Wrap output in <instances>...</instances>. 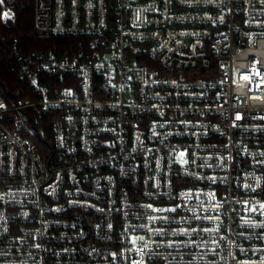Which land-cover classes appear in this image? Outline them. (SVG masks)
<instances>
[{"label":"built area","instance_id":"obj_1","mask_svg":"<svg viewBox=\"0 0 264 264\" xmlns=\"http://www.w3.org/2000/svg\"><path fill=\"white\" fill-rule=\"evenodd\" d=\"M33 17L87 48L11 51L27 89L0 90V264H264V2Z\"/></svg>","mask_w":264,"mask_h":264},{"label":"trees","instance_id":"obj_2","mask_svg":"<svg viewBox=\"0 0 264 264\" xmlns=\"http://www.w3.org/2000/svg\"><path fill=\"white\" fill-rule=\"evenodd\" d=\"M33 22V0H0V90L7 89L14 99H24L27 87L17 76L13 47L25 56L45 51L77 54L87 48L83 37L37 34ZM49 132L46 128L47 138Z\"/></svg>","mask_w":264,"mask_h":264},{"label":"snow or ice","instance_id":"obj_3","mask_svg":"<svg viewBox=\"0 0 264 264\" xmlns=\"http://www.w3.org/2000/svg\"><path fill=\"white\" fill-rule=\"evenodd\" d=\"M262 2H264V0H262ZM237 119H240V116L239 115H237V117H236ZM181 156H183V153H181Z\"/></svg>","mask_w":264,"mask_h":264}]
</instances>
